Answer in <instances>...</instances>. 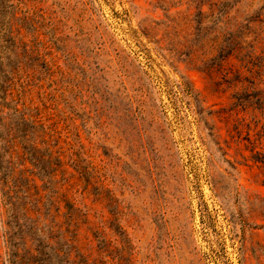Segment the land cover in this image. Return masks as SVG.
<instances>
[{"label":"rangeland","instance_id":"rangeland-1","mask_svg":"<svg viewBox=\"0 0 264 264\" xmlns=\"http://www.w3.org/2000/svg\"><path fill=\"white\" fill-rule=\"evenodd\" d=\"M16 2L11 93L60 159L50 214L77 264H264V0Z\"/></svg>","mask_w":264,"mask_h":264},{"label":"trees","instance_id":"trees-1","mask_svg":"<svg viewBox=\"0 0 264 264\" xmlns=\"http://www.w3.org/2000/svg\"><path fill=\"white\" fill-rule=\"evenodd\" d=\"M16 14V0H0V198L6 213L0 225L4 247L0 264H77L74 241L67 230L55 227L50 214L49 193L54 190V172L60 159L49 145L43 124L27 117L11 93L16 70L25 56H29L15 32ZM186 90L191 92V87L188 85ZM196 113L198 120H205L202 110L197 108ZM15 141L21 144L42 181L45 193L37 199L34 208H28L29 203L22 201L16 183L10 159Z\"/></svg>","mask_w":264,"mask_h":264}]
</instances>
